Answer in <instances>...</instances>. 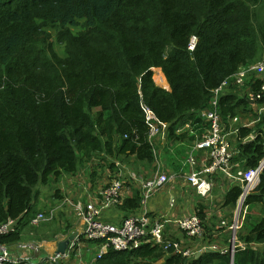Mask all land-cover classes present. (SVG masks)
<instances>
[{"label": "trees", "instance_id": "16d2710c", "mask_svg": "<svg viewBox=\"0 0 264 264\" xmlns=\"http://www.w3.org/2000/svg\"><path fill=\"white\" fill-rule=\"evenodd\" d=\"M261 1L0 0V224L16 222L0 244L12 250L30 231L34 239L48 241L59 233L53 222L41 224L40 230L30 226L38 212V185L75 176L93 159L115 176L110 159L131 170L155 165L151 125L163 130L162 144L187 140L194 146V137L185 139L177 129L188 124L187 130L197 131L208 125L201 114L212 110V91L238 71L264 64ZM193 37L196 45L189 51ZM154 69L161 70L168 90L155 85ZM257 74L248 72L242 86L229 79L217 97L216 110L227 131V121L240 120L228 139L233 172L255 169L264 159V111L257 107L264 103L252 104L246 96L258 91ZM143 176L149 179V171ZM241 193V185L232 187L224 206L234 209ZM58 195L56 190L53 197ZM140 200L133 188L121 196L117 214L123 219L133 215ZM244 204L248 212L264 207V167ZM197 216L202 219L201 246L208 248L221 229L213 225L208 232L204 213ZM249 219L247 214L237 235L246 248L235 253L234 263L264 264V217L247 224ZM99 220L106 222L103 214ZM70 228L69 222L65 235ZM182 239L190 248L199 242L184 234ZM80 242L94 258L100 242ZM75 248L73 261L80 253ZM169 251L164 256L149 242L137 250H109L94 264H154L162 257V264H228V255L211 250L198 258Z\"/></svg>", "mask_w": 264, "mask_h": 264}, {"label": "built area", "instance_id": "2783aa9c", "mask_svg": "<svg viewBox=\"0 0 264 264\" xmlns=\"http://www.w3.org/2000/svg\"><path fill=\"white\" fill-rule=\"evenodd\" d=\"M196 41L197 39L195 37L191 38L188 45L189 51L194 50ZM251 71L258 73L256 79L259 82V89L256 92L248 91L246 96L252 104H258V102L263 104L264 64L258 63L249 67L246 71H238L231 78L226 79L217 89L213 90L212 94L214 98L211 101L212 110L204 111L201 114L202 120L208 124L206 125L207 129L192 147L191 153L192 151L198 150L206 152L207 163L201 170L195 169L192 171L187 178L190 187L201 197H206L212 188L211 181L207 179V176H212L215 173H222L228 176L232 168L231 159L234 152L228 141V132L225 130L223 121L216 110L218 103L217 97L229 85V79H232L235 84L242 86L243 78ZM260 105H257V107H259V112L261 113L264 111V107ZM143 107L147 114V120L150 121L148 108L145 105ZM160 133H163L162 129L156 125H151L149 139L153 140L157 138L161 135ZM249 138L250 140L253 139L250 136ZM245 142H248V138ZM189 163L193 168L195 167L192 156L189 157ZM263 167L264 159L259 163L257 168L248 169L244 173L238 174L236 179L240 182L243 200L257 183ZM128 177L141 186V210L138 213L123 219L120 225H113L99 220L106 210L120 203L124 181L120 178L112 177L104 185L94 186L93 190H85L87 192V201L85 203L80 200L75 203H71L69 200L63 201V204L68 203L73 208L74 217L78 222V226L81 227L80 230H77L74 239L69 243L63 254L53 252L42 256L36 261H31V256L25 253L34 252L33 254H39L41 246L38 243H19L16 246V250L20 251L21 254L14 253V251L9 250L5 245L0 244V264H66L71 259L73 248L78 245L77 242L80 241V238L93 243L100 242L95 247L94 262L101 260L109 250L115 252L132 251L139 249L142 245L149 242L159 246L163 253L173 250L174 253L181 255L183 258L193 257L201 251L195 249L193 246L191 248L184 246L185 241L183 239H180L178 242L166 240L163 236V230L164 225L168 222L167 219L162 216L150 220L149 212L145 210L147 199L152 194L161 191L172 181V177L163 173L153 175L149 179H143L132 172L128 173ZM53 215L54 210L50 211L48 216H45L43 213H37L30 221V225L37 227L41 223L50 221ZM15 224L16 222L13 220H8L0 224V237L14 232ZM201 224L202 221L200 218L194 215L174 221L175 228L183 232L186 238L197 239L199 242L203 236ZM236 224V222L232 224H226L224 221L221 222V227H226L229 234V245L226 248L220 249L217 244H212L208 248H205L213 252H218L221 255H228V264H234L235 253L238 250H245L247 245L237 240L236 234L241 225L238 227ZM30 236L33 237L34 234L30 233ZM165 253L164 256H167L168 254ZM78 257H80V253Z\"/></svg>", "mask_w": 264, "mask_h": 264}, {"label": "crops", "instance_id": "0c3cea01", "mask_svg": "<svg viewBox=\"0 0 264 264\" xmlns=\"http://www.w3.org/2000/svg\"><path fill=\"white\" fill-rule=\"evenodd\" d=\"M156 70V75L159 76L158 78H155V81L164 80V83L166 81L163 73L161 72L160 69H154ZM153 70V72H154ZM167 84V81H166ZM167 87L168 84H167ZM169 88L165 89L168 90ZM226 89V88H224ZM228 122H233V126H236L237 123V119L233 118L231 121ZM204 123V122H203ZM247 123V122H245ZM203 127L199 128L197 131H194L193 128H191L190 130H187L188 124H185L183 126H181L180 128L177 129L176 133L177 134H184L186 137L185 139H189L191 137H194V142L196 143L200 137L205 133L207 126H205L204 124H202ZM205 126V127H204ZM244 126H248V124H244ZM226 130V129H225ZM236 129L231 130L230 134L231 135H235L236 133ZM161 134V133H160ZM161 135H164L163 133ZM161 135L159 136V138H154V144L157 146L156 150V164L152 167V170H148L150 173V177L156 174H166L169 177H172V181H170L169 183L171 184L170 186L166 185L161 191H158L154 194H152L146 201L145 207L147 210V212H149V216H150V220H154L158 217H162L164 216L167 219V223L164 225V230H163V236L166 240H171V241H175L176 239H182V235L183 232H181L179 229L175 228L174 226V221L175 220H179L181 218L184 217H188V216H197V214L199 213V211H202L204 213V220H203V224L206 223V225L209 227L208 228V232L212 230V226L215 225V229H221V231L219 230L217 233L218 234V239L214 242V244H217V246H219L220 249H224L229 245V239H228V232L226 227H221V222L224 221L226 224H232L234 222H236L237 226L239 227L240 225L242 226L243 222H244V218L246 217V215L248 214V207L245 206L244 202L245 199L248 195H246V197L243 200L242 195H240L241 197L238 198V200L236 201L235 204V208L232 209L230 207H226L224 206V197L225 195L230 192L231 188L236 186V185H240V182L236 179L239 173H244L243 171H237V172H233L232 169L236 167L235 164H232V168L230 171V174L227 176L225 174H219V173H215L212 176H207V179L209 181H211V191L209 192V194L206 197H201L199 195L196 194L195 190L189 186L188 182H187V178L189 177V175L192 173V171H194L195 169L199 170V168L204 167L205 163H206V152L202 151V150H198V151H192V153L188 150V148H190V146L193 147V145H190V143L186 141L184 142H177L174 144L171 143H165L162 144L161 140H159L161 137ZM166 135V134H165ZM249 138V137H248ZM228 139H229V133H228ZM152 141V140H151ZM159 143H160V147H159ZM192 143V144H193ZM182 153L181 157H177L178 154ZM192 156L194 163H195V167L193 168L190 163H189V157ZM117 160H112L110 159V162L115 164L116 166V171H117V175L114 178H120L121 180L124 181V186H123V190H122V197L125 196H129L131 194V190L137 189L140 192V199H141V186L138 185L137 182L131 180L128 177V173L132 172L135 175H138L140 178L146 179L143 174L144 171L146 170L145 168H143V170L141 169V165H137L139 172L138 174L135 173L134 171H132L130 169V166L127 165V163L123 162L121 163L120 161L116 162ZM132 161L131 158L128 159V162ZM134 165H136L133 162ZM108 172V176H111V170L107 171ZM236 173V174H235ZM153 174V175H152ZM107 175V174H106ZM168 183V184H169ZM175 185V187H173ZM216 186V189L219 190V194L216 193L215 195H213L211 192H213V187ZM190 191H189V190ZM82 189L79 190V192H77V196L76 198H73V195H71V197L68 199L69 202L71 203H75L78 200H83L84 199V193L81 192ZM185 191H188L189 193L191 192L190 196L192 198V204L193 207H189L187 204L185 205V207H189V209L191 211H188L187 209H178L179 206L175 207V201L176 198H180L181 196H183V193ZM242 194V193H241ZM141 201V200H140ZM86 202V201H84ZM166 202V206L163 207L164 203ZM63 203V202H62ZM186 203V201H185ZM64 206L66 209H71L73 212V208L68 204V203H64ZM167 207V208H165ZM113 208H117V206L115 207H111L110 209ZM202 208V210L200 209ZM141 210V204H140V208L139 210L136 212L138 213ZM52 211V210H51ZM58 211H62L61 209H59ZM57 209H54V215L53 218L55 216V214L58 212ZM171 211V212H170ZM50 212V211H49ZM49 212H47V214L45 216L49 215ZM170 212V213H168ZM39 213V212H37ZM134 213V214H136ZM168 213V215H167ZM73 217V218H72ZM107 218L113 219L115 220V224L114 225H120L122 220H123V216L120 214L118 215L116 212H112L111 214L106 216ZM198 217V216H197ZM52 218V219H53ZM51 219V220H52ZM200 220L202 221V219L200 218ZM71 228L70 231L68 232V236L65 238H62L61 235L55 236V238L53 240H38V239H34L33 237L30 236V233H32L31 231L24 236V240L16 243L15 247L12 248L11 251H14V253L17 254H21L20 251L16 250V246L19 243H29V242H36L38 243L41 248L40 253L39 254H33L30 252H26L25 254L28 256H31V261H36L39 258H41L44 255L47 254H51L53 252H56V248H57V244L59 242H62L63 240L67 239L69 236H71L72 234L75 235L77 230H80L81 227L78 226V222L76 220V218L74 217V213L71 216ZM240 226V228H241ZM73 228V230H72ZM239 228V230H240ZM238 230V231H239ZM238 231L236 234V237L238 235ZM182 235H181V234ZM59 236H61V238H58ZM217 238V236H216ZM83 238H80V240ZM238 241H240L237 238ZM86 241V240H85ZM88 242V241H86ZM205 242V241H204ZM84 242H77V252H80V255L82 253V251H86L84 250ZM202 241L200 240L199 243H194L193 247L195 249L198 250H203L205 249L204 246H201ZM186 245V244H185ZM211 246V245H210ZM76 247V246H75ZM73 248L74 249L76 248ZM163 257L161 259H159L158 261H156L154 264L159 263H163ZM92 264H94L93 258L91 259ZM68 263L70 264H75V261H73L72 259V263L71 260L69 259ZM235 264V263H234Z\"/></svg>", "mask_w": 264, "mask_h": 264}, {"label": "rangeland", "instance_id": "374dc122", "mask_svg": "<svg viewBox=\"0 0 264 264\" xmlns=\"http://www.w3.org/2000/svg\"><path fill=\"white\" fill-rule=\"evenodd\" d=\"M259 9H260V14H258L259 15V21L258 22H261L262 25H264V0L260 2ZM55 49L57 51H59V48L57 46H55ZM156 76H157L156 70H154L153 81H154L156 86L161 87L162 89L169 88V87H167L166 81L163 85L158 84L155 81ZM236 119H237V123H236V126H237L240 123V120L238 118H236ZM227 124H228V131H227V127H225V129L229 133V138H230V136H231L230 132H231V130L235 129L236 126L235 125L233 126V122L227 121ZM224 126H225V124H224ZM250 137L252 138L253 136L251 135ZM181 156H182V153L177 155V157H181ZM103 164L104 163L102 161H98L97 159H93V161H91L90 163L81 167L79 169V173L77 175H75V176L64 175L57 182H53L52 180H50L46 186L38 185L35 188L36 192H38V194H39L37 197V200L35 201V204H34L35 210H37L39 213L49 212V211L54 210V209H57V211L59 209L62 210L59 214L56 213L52 220L44 222V224H48V223L53 222L52 226L59 228V233L56 236L61 235L62 238H65L68 236V235H65L64 231L66 230L67 224H69V222L71 225V216L73 215L72 210L66 209L62 202L64 200H68L71 197V195H73V198H76L77 192H79V190L82 189L81 192L84 193V199L80 200V201L85 203L84 201H87V198H86L87 192L85 190H88V189L93 190L94 186L104 185L112 177L115 176L114 170H113L111 172V176L109 177L107 171H110V170L106 166H103ZM144 168L146 170H152V167H150L148 165L145 166ZM135 170H138L136 167L132 171L137 173ZM92 172H95V176H94L93 180H91ZM167 185L170 186L171 184L169 183ZM173 187H175V185ZM56 190H58V192L60 194V195H58L57 198L53 197V194L56 192ZM212 190H213V192H211V193L213 195H215L216 193L219 194V190L216 189V186H214ZM191 192L189 193L188 191H185L183 193V196H181V199L176 198L175 207L179 206L178 209L183 208V209H187L188 211H191L189 209V207H193V204L191 203L192 198L190 196ZM185 201H186V203H185ZM186 204L189 207L188 206L185 207ZM164 206H166V202L164 203L163 207ZM165 208H167V207H165ZM113 211L117 213L116 209L113 208V209L106 210L103 213V215L105 217L106 222L114 225L116 223L115 220L106 217L107 215L111 214ZM170 212H168V213H170ZM168 213H167V215H168ZM248 214H250L251 219L248 220L247 224H250L252 221H255V220H258V219H261L262 217H264V207H260V208L255 207L250 212H248ZM61 215H63V216L61 217ZM57 217H59V218L61 217V218L59 219L58 222H54V220L57 219ZM41 224H43V223H41ZM41 224L39 226L33 227V228L35 230H40ZM241 228H242V226H241ZM241 228H240V230H241ZM72 230H73V228H72ZM240 230L238 231V235L240 233ZM31 232L34 234L33 238H35V232L34 231H31ZM44 233L45 232H40V236H42ZM61 236H59L58 238H61ZM182 237H183V235H182ZM237 238H238V236H237ZM91 254H93L91 252V248L87 249L85 252L82 251L80 257L76 256L74 258L75 264H90L91 259L93 258V257L91 258ZM71 263H72V260H71ZM66 264H70V263L67 262ZM157 264H162V263L158 262Z\"/></svg>", "mask_w": 264, "mask_h": 264}, {"label": "water", "instance_id": "95a60500", "mask_svg": "<svg viewBox=\"0 0 264 264\" xmlns=\"http://www.w3.org/2000/svg\"><path fill=\"white\" fill-rule=\"evenodd\" d=\"M248 141H250V138H248ZM74 239V235L69 236L67 239L63 240L62 242H59L57 244V248H56V253L59 254H63L67 248V246L69 245V243ZM208 249H203L201 251H199L195 257L198 258L200 255H202L203 253L208 252Z\"/></svg>", "mask_w": 264, "mask_h": 264}, {"label": "bare ground", "instance_id": "6f19581e", "mask_svg": "<svg viewBox=\"0 0 264 264\" xmlns=\"http://www.w3.org/2000/svg\"><path fill=\"white\" fill-rule=\"evenodd\" d=\"M158 77H159V76H156V78H158ZM156 82H157L158 84H160V85H163V84H164V80H163V79L158 80V81H156ZM158 138H159V137H158ZM153 143H154V142H153ZM153 150H154V149H153ZM155 151H156V150H155ZM236 153H237V152H236ZM169 241H170V240H169ZM146 245H147V244H146ZM148 245H149V244H148ZM142 246H143V245H142ZM142 246H141V247H142ZM141 247H140V248H141ZM171 251H172V250H171ZM169 252H170V251H169ZM169 252H168V253H169ZM104 257H105V256H104Z\"/></svg>", "mask_w": 264, "mask_h": 264}, {"label": "clouds", "instance_id": "9594fccd", "mask_svg": "<svg viewBox=\"0 0 264 264\" xmlns=\"http://www.w3.org/2000/svg\"><path fill=\"white\" fill-rule=\"evenodd\" d=\"M190 186V185H189Z\"/></svg>", "mask_w": 264, "mask_h": 264}]
</instances>
